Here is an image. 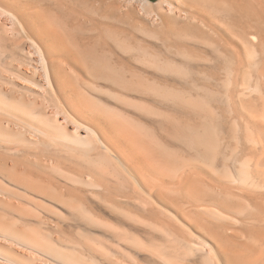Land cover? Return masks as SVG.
Returning <instances> with one entry per match:
<instances>
[{
    "label": "bare ground",
    "instance_id": "1",
    "mask_svg": "<svg viewBox=\"0 0 264 264\" xmlns=\"http://www.w3.org/2000/svg\"><path fill=\"white\" fill-rule=\"evenodd\" d=\"M0 264H264V0H0Z\"/></svg>",
    "mask_w": 264,
    "mask_h": 264
}]
</instances>
